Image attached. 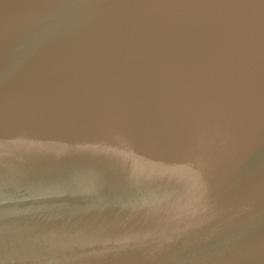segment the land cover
Masks as SVG:
<instances>
[{"label": "water", "instance_id": "water-1", "mask_svg": "<svg viewBox=\"0 0 264 264\" xmlns=\"http://www.w3.org/2000/svg\"><path fill=\"white\" fill-rule=\"evenodd\" d=\"M0 264H264V0H0Z\"/></svg>", "mask_w": 264, "mask_h": 264}]
</instances>
